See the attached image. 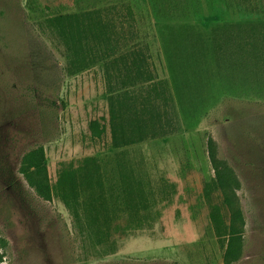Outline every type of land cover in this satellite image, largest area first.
I'll list each match as a JSON object with an SVG mask.
<instances>
[{"label":"rangeland","instance_id":"374dc122","mask_svg":"<svg viewBox=\"0 0 264 264\" xmlns=\"http://www.w3.org/2000/svg\"><path fill=\"white\" fill-rule=\"evenodd\" d=\"M57 16H69L75 45L49 22ZM259 20L262 0H0V264H227V198L242 212L232 264H264V61L210 43L225 23ZM172 45L185 50L181 73ZM136 48L149 82H123L121 57ZM112 95L134 97L123 116L138 110L152 129L144 141L113 145ZM210 138L232 189L215 186ZM40 147L50 200L21 172ZM75 169L77 185L81 171L103 186L70 207L58 185Z\"/></svg>","mask_w":264,"mask_h":264},{"label":"trees","instance_id":"16d2710c","mask_svg":"<svg viewBox=\"0 0 264 264\" xmlns=\"http://www.w3.org/2000/svg\"><path fill=\"white\" fill-rule=\"evenodd\" d=\"M66 18H69V16L65 18L57 16L49 19V22L53 26L56 24L58 25L57 29L65 38L69 34L72 35L70 30L65 26ZM191 40H194V36L192 35ZM66 42L68 44L72 42V44L75 45L74 37L66 38ZM210 43L212 44V48L216 51H221L222 48H225L227 52L234 49H240L245 52L251 51L255 58L260 57V59L264 61V20L249 21L245 25L243 23H225L223 26L214 29ZM204 45V40H202L201 35L199 34L193 43L195 50L193 53L196 58L201 53ZM68 48H71V46ZM173 49L176 56L174 58H172L170 52L166 49L169 64L174 73L176 71L181 73L183 68L181 53L182 51L185 52V50H183L181 46L180 49L175 46ZM121 60L128 71L127 79L123 82L141 81L144 83L152 80V75L148 72L147 67V65H149V59L142 48L134 49L128 56L123 55ZM107 72L110 75L109 69ZM110 99V121L112 126L113 145L116 148L140 143L144 141L149 134H152V129L148 127L147 122L142 118L137 117V109L134 110L135 117L127 119L125 115L123 116V105L127 104L128 107L135 105L133 104L134 97H127L126 101L124 100V97L117 98L112 95ZM147 101L149 103L148 98ZM128 107L126 110H129ZM151 126L153 127V123ZM90 129L94 135L101 136L105 131V125H103L101 120L95 119L91 121ZM209 154L216 172L215 186L222 190L232 189L234 183L237 182L236 176L229 165L218 157L216 142L213 138H210L209 140ZM47 170L46 156L43 147L32 150L24 156L21 172L26 177L30 186L33 187L41 197L50 200L52 198L53 188L49 183ZM78 175L83 179V182L79 185H77L76 180V169L64 170V173L62 174L63 180L62 182H59L58 185L59 196L70 207H72L71 200H77L76 198L79 195V191H85L87 189L89 191L92 190L91 192H93L96 187L102 188L103 186V181L100 177H97L94 182L89 175L81 171L78 172ZM127 186H129L128 182ZM225 202L230 207V211L234 216L228 229L229 241L225 253L226 263L232 264L240 257L242 251V233L238 225V221L242 220V212L234 206V203L230 198H227ZM213 211V221L216 222L217 225L220 222L222 224L220 208L215 206Z\"/></svg>","mask_w":264,"mask_h":264},{"label":"crops","instance_id":"0c3cea01","mask_svg":"<svg viewBox=\"0 0 264 264\" xmlns=\"http://www.w3.org/2000/svg\"><path fill=\"white\" fill-rule=\"evenodd\" d=\"M264 2V0H262Z\"/></svg>","mask_w":264,"mask_h":264}]
</instances>
